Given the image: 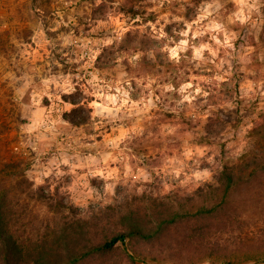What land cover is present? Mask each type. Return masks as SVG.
Instances as JSON below:
<instances>
[{
    "label": "rangeland",
    "instance_id": "374dc122",
    "mask_svg": "<svg viewBox=\"0 0 264 264\" xmlns=\"http://www.w3.org/2000/svg\"><path fill=\"white\" fill-rule=\"evenodd\" d=\"M252 154L213 220L135 244L148 264L264 251V0H0V195L20 240L115 202L154 218Z\"/></svg>",
    "mask_w": 264,
    "mask_h": 264
},
{
    "label": "trees",
    "instance_id": "16d2710c",
    "mask_svg": "<svg viewBox=\"0 0 264 264\" xmlns=\"http://www.w3.org/2000/svg\"><path fill=\"white\" fill-rule=\"evenodd\" d=\"M75 107L81 101L71 102ZM83 107L73 109L69 121L74 125L87 124ZM75 116H73V114ZM261 135V129L254 135ZM257 157L252 154L243 158L237 167H225L214 184H208L185 199L168 198L163 211L153 208V216L147 220L124 203L107 205L103 211H91L98 223L85 219L83 225H66L55 228L51 234L38 242L24 241L12 232L7 197L0 195V264H83L97 257L122 251L133 264H148L135 244H147L158 240L164 232L180 223L209 221L220 214L228 204L232 191L241 183L252 181L257 174ZM246 175V176H244ZM183 201V202H182ZM198 201L201 204H198ZM187 202V203H186ZM191 205V206H189ZM163 207V205H162ZM62 209L80 214L73 207ZM158 214H157V213ZM153 218V219H154ZM159 222H157V220ZM264 264V251L260 253L231 251L228 248L198 252L186 264Z\"/></svg>",
    "mask_w": 264,
    "mask_h": 264
}]
</instances>
